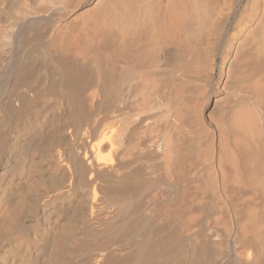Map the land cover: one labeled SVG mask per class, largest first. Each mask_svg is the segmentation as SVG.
I'll return each mask as SVG.
<instances>
[{
	"label": "bare ground",
	"instance_id": "6f19581e",
	"mask_svg": "<svg viewBox=\"0 0 264 264\" xmlns=\"http://www.w3.org/2000/svg\"><path fill=\"white\" fill-rule=\"evenodd\" d=\"M0 264H264V0H0Z\"/></svg>",
	"mask_w": 264,
	"mask_h": 264
}]
</instances>
